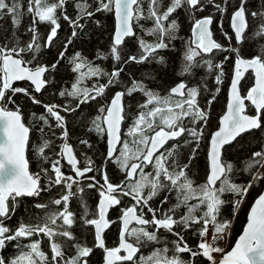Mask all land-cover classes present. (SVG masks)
<instances>
[{"label":"snow or ice","instance_id":"6c2138e0","mask_svg":"<svg viewBox=\"0 0 264 264\" xmlns=\"http://www.w3.org/2000/svg\"><path fill=\"white\" fill-rule=\"evenodd\" d=\"M66 3L67 0H57L55 3H48V0H30L27 8L33 17L32 24L28 28V31L32 33L30 42L26 48L0 47V250L6 246V241L30 238L40 234L48 237L51 248V260L40 250L37 241L30 245V251L22 253L11 261H6L0 256V264H89L88 257L94 249L103 251L104 264H137L136 254L140 250V243L145 240L158 242L159 237L156 233L161 229L176 237L172 242L175 253H189L192 258L200 256L205 258L208 264H217L214 254L224 251L217 245V242L226 238L231 227V220L222 218V208L231 203L233 214H235L248 195L249 189L255 183L264 182V173L259 171L252 175L246 183L233 182L230 176L234 171V165L222 159V149L225 145L232 143L243 133L255 129L264 131V11H249V0H238L228 16L232 35L228 32L222 33L230 44L233 40L236 43L231 47H225L214 39L211 28L214 22L213 16L209 14L198 17L197 13L203 12L207 6H211L223 16L230 6L229 0H220V2L217 0H171L170 6L163 13L159 11L160 0H150L148 15L154 20L155 27L149 30L148 34L157 36V40L155 43L138 41L140 55H130L128 61L143 63L157 50L167 49L169 45L165 42V38L176 39L175 33L179 31L180 25L173 19L170 27H166L164 21H167L177 9L186 8L192 17V38L184 53L185 63L179 74L190 73L193 67L199 64V61L194 63L198 56L210 55L214 50L229 53L230 55H226L225 59L234 58V75L230 85L231 102L227 105V114L220 121L221 127L210 138L208 154L210 164L206 181L196 187H193V181L186 173L188 164H184L178 169L173 166V170L170 171L167 158L173 155V150L166 149L165 152H160V149L164 148L169 140H178L179 137L187 133L195 144L190 159L195 157V152L203 137V129L196 125L206 123L208 120V111L202 109L198 104V87H189L185 81L181 80L169 90L168 96H160L145 88L142 81H133L132 86L126 92L121 91L115 94L107 108L103 106L98 108L99 115L93 120L94 128L89 130L107 135L109 138L107 158L110 162L115 160L121 171L125 173V180L113 184L106 171L101 172L103 183L97 181L94 175L87 177L92 181L88 187H98L100 196L97 210L92 218H89L87 203L82 201L84 224L91 226L94 230V244L90 247L86 243H76V238L70 231L74 223V213L69 210V204L71 198L76 194L72 191L73 184L79 183V181L75 180L73 176H66L61 171V159H66L76 177H84L86 173L92 172L93 162L89 159L83 168L77 167L79 161L72 147L67 143L68 132L64 117L60 114L61 105L43 104L33 95V93H40L49 83L44 78V74L55 70L59 60L65 58L67 47L72 43V39L67 40L63 46L64 50L59 53L57 62L50 67L37 65L32 68L28 66L30 61L20 58V54L25 51L35 54L41 50L42 46L38 43L39 33L35 27L37 23H47L51 26L43 46H52L60 28L58 22L60 17L57 16V11L62 10ZM76 7L78 9L77 19H72L66 14L63 15V19L73 28L72 38L76 37V30L83 27L79 23V19H85L94 14L88 11L90 5L87 3H78ZM21 8L19 0H14L12 4L6 3V0H0V19L6 13L11 14L13 24L19 25L22 16ZM261 8H264V4L261 5ZM96 11L114 12L115 14L117 24L110 53L114 61L120 62V49L125 38L136 36L135 23L143 17L141 0H99V7ZM217 23L222 29L223 24L219 21ZM249 50H252V55H243V52ZM33 59H35V55ZM70 62L74 64L72 69L74 72H79L86 66L78 53ZM203 62L209 70L213 68L211 59H205ZM159 63H165L163 57H160ZM88 67L89 75H107L109 79L106 84L99 85L94 89H81L78 84H74L71 91L59 93L62 97L65 95L76 97L78 99L77 107L103 96L106 87L119 83L120 73L123 71L122 68H117L111 73H104L99 68H92L91 65ZM215 68L220 70L215 78L219 85L222 83L224 75L223 65L217 64ZM249 69L255 73V84L245 96H242L239 92V82L243 73ZM15 81H29L33 86L32 92L25 88H13L12 84ZM137 91L143 92L147 96L148 105L155 106L146 114H141L129 132V135L134 137L140 133L133 140V144L137 145L135 151L130 148L128 143H123V150L118 152L116 146L121 144L119 132L124 107L122 98L126 94L131 95ZM9 92L11 95L7 94ZM16 93H23L33 104L40 105L45 109L47 117L40 115L39 119L49 128L52 127L49 124V118H52L55 121V126L61 129L64 143L58 154L60 159L54 160L50 165L54 175L48 176L47 168L42 169L41 172L47 176L49 188L62 185L65 194L52 201L57 206L63 204L61 211L49 214L42 224H21L13 231L4 225V219L10 218L11 212L15 210L16 198L39 196L42 191L46 190L41 185V172L32 174L28 170L29 164L25 158V147L28 142L29 129L22 122L19 107L16 110H11L6 106L15 104L13 96ZM245 101L250 102L254 107L256 115L245 114ZM145 106L142 105V107ZM62 110L68 112L76 109L64 106ZM158 114L160 125H156L155 118ZM186 119L189 120L192 127L184 125ZM154 125L158 130H154ZM145 129L152 131V135L145 136L143 134ZM81 143L91 146L87 140H82ZM49 146L50 141L45 140L43 145L38 148V155L45 162L48 160L45 150ZM175 147H179V145L173 146V148ZM130 160L137 162L129 164ZM147 165H152L154 173L144 172V167ZM257 165L264 168V151L253 152L245 170H252ZM128 181L133 182L128 183ZM218 181L219 187H217ZM146 187L148 191L145 194ZM164 189L176 192L177 203L158 217V210L149 206V201ZM77 191L82 193L83 188H79ZM226 193L231 194V200L222 198ZM121 197H130L135 203L131 207L121 209L119 243L116 247L108 248L105 245L104 233L115 221L109 219L107 213L112 207L121 205ZM190 200H196L198 203L189 204ZM165 202H167V198L162 201V203ZM181 206L187 207V214L175 218V209ZM36 207L45 206L37 204ZM138 208L140 209L139 213L137 212ZM145 208L152 214L151 219L144 218ZM200 208H203L202 213L199 216L195 215L194 213ZM58 220L61 221L59 225L57 224ZM133 220L140 227H130ZM150 224L155 226L154 232L148 231L145 227ZM177 228L192 229L197 234L198 243L195 248L189 247L184 235L181 231H177ZM57 236L73 242L74 255L70 257L65 255L66 250L55 240ZM128 237H133L134 241H129ZM162 251L167 253L168 249L164 248ZM122 252L123 255H121ZM155 255V264H195L194 259L185 261L179 255L169 258L162 255L160 251H157ZM219 264H264V193L258 196L251 208L247 226L239 238V242L232 251L223 256Z\"/></svg>","mask_w":264,"mask_h":264},{"label":"trees","instance_id":"16d2710c","mask_svg":"<svg viewBox=\"0 0 264 264\" xmlns=\"http://www.w3.org/2000/svg\"><path fill=\"white\" fill-rule=\"evenodd\" d=\"M14 0H6V3L12 4ZM57 0H48V3H55ZM220 2V0H217ZM22 5V16L19 25H14L11 14H4L0 19V47L12 48H26V45L30 42L32 33L28 31V28L32 24L33 17L27 11L30 0H19ZM87 3L90 5L88 11L94 14L91 17L85 19H79V23L83 25L82 28L77 29L76 37L72 38L71 33L73 28L70 24L63 19V15H68L72 19L78 18L77 4ZM230 6L227 13L221 16L211 6H207L205 11L197 13L198 17H203L211 14L214 18L212 31L214 33V39L224 45L225 47H231L236 42L233 40L231 44L222 34L228 32L232 35L229 27L228 16L232 12L238 0H229ZM171 0H160V13L166 11L170 6ZM264 4V0H249V11H264L261 5ZM99 7V0H67L66 5L62 10L57 11V16L60 17V28L57 31V36L54 38L51 47H45L44 42L50 31V25L47 23H37L35 25L39 33L38 43L42 46L39 53H32L25 51L20 54V58L25 61H30L29 67L34 68L37 65H48L49 67L56 63L59 53L64 50V45L68 39H72V43L68 45L66 56L64 59L59 60V63L55 70L46 72L45 79L49 81L45 88L40 93H33L36 98L43 102V104H57L61 105L60 114L64 117L65 126L68 132L67 143L72 147L77 160L79 161L78 167L83 168L86 162L90 159L93 164V171L88 172L83 179H77L71 166H68L64 159H61V170L66 176H73L79 183L73 184L72 191L76 194L71 198L69 204V210L74 213V223L70 231L75 236L76 243H86L88 246L94 244V230L91 226L84 224V212L82 207V201L87 203L89 218H92L93 214L97 210V206L100 200L98 187L89 188L88 184L92 183L87 177L95 176L97 181L103 183L101 179V172L106 171L110 181L113 184L121 183L125 180V173L121 171L119 166L113 159L111 162L107 158V135L97 134L93 129V120L99 115L98 108L103 106L105 108L111 102V99L117 92L124 91L132 86L133 81H142L145 88L157 93L160 96H168L170 89L175 87L181 80L185 81L189 87H198L199 96L197 98L198 104L202 109L208 111V120L206 123L198 124L196 127L203 129V137L200 140L199 148L195 152V157L192 156V149L195 147L192 138L185 133V135L170 142L162 152L166 149L173 150V155L167 158L169 170H173V166L178 169L184 164H188L186 173L193 181V187L199 186L206 181L209 164L208 153L209 143L212 134L218 130L221 117L225 114L227 100H228V88L232 79L234 71V58L225 59L226 55H230L224 51H213L210 55L198 56L195 61H199V64L191 70L190 73L180 75V71L185 61L183 56L187 50V45L191 37L192 17L189 15L186 8L177 9L176 12L169 16L167 21H164L166 27H170V23L173 19L180 25L179 31L175 33L176 39L165 38V42L168 43L167 49H159L157 52L152 53L148 60L143 63H135L128 61L130 55H140V48L138 41L144 40L148 43H155L157 36L149 35V30L155 27L154 20L149 17L150 0H141V8L143 11V17L139 19L134 26L136 32L135 37L128 38L121 46V60L116 62L113 60L110 47L113 41V35L115 31V18L114 12L96 11ZM223 24V28L219 27V24ZM255 23V22H254ZM258 50V49H257ZM79 54L84 64L86 65L79 72H74L72 69L74 64L70 61L74 58L75 54ZM35 55V59L33 56ZM243 55H252V50L243 52ZM160 57L165 60L164 64L159 63ZM205 59H211L213 68L208 69L204 64ZM222 64L224 75L222 77V83H216V76L219 74V69L215 68V65ZM99 68L104 73H111L117 68H122L120 73L119 83H115L106 87L103 96L97 98V100L90 101L88 103L80 104L77 107L78 99L72 96H60L61 91H71L74 84H78L81 89H94L99 85L107 83L109 77L107 75H89V67ZM253 86V76L248 74L241 85V91L245 96L248 90ZM28 89L32 92V86L26 82L17 83L13 86ZM11 95V93H7ZM15 104L6 105L11 110H16L19 107L24 124L30 130V139L28 143L27 158L29 162L30 171L32 174L41 172L42 169L47 168L48 176L54 175L51 170V163L60 159L59 152L63 146L64 140L62 138L61 129L55 126V121L49 118V124L51 128L43 121L39 119L40 115L47 113L45 109L33 104L31 100L23 93H16L13 96ZM147 96L140 91L133 92L131 95H125L123 97L124 104V122L122 126L121 144L117 151H122V144L128 143L130 148L135 151L137 145L133 144V140L136 139L140 133L136 134V137L129 135L133 125L138 120L141 114H146L155 105L147 104ZM175 99V97H174ZM211 101V103H209ZM142 105H146L142 107ZM64 106L69 108H75V111L64 112L62 109ZM248 115H256L254 107L247 103ZM156 125H160L159 114L155 118ZM154 125V130H158ZM186 127H192L189 120H184ZM162 126V125H161ZM143 127V126H142ZM143 134L145 136H151L152 131L145 129ZM45 140L50 141V146L45 150V155L48 157L47 162L43 161L40 155H38V148L43 145ZM82 140H87L88 145L82 144ZM179 147L173 148L175 145ZM255 151H264V131L258 129L252 132L246 133L238 138L234 143L230 144L223 150L222 159L232 163L234 165V171L230 176V179L239 184H243L249 181V178L257 171L264 173V168H260L257 165L252 170H245L248 162L252 158V153ZM131 155V153H130ZM159 155V154H158ZM137 161L130 160L129 164ZM145 173H154L152 165L144 167ZM139 179V176H137ZM133 181H128L132 183ZM41 185L45 187V191H42L39 196L33 197H21L16 198L15 210L11 212L10 218L4 219V225L15 231L21 224L36 225L42 224L45 218L52 213L59 212L63 209L62 205H55L52 203L55 199L61 198L65 194L64 187H48V179L41 172ZM219 187V182L217 183ZM83 188V192L80 193L77 189ZM264 189V182L255 183L254 186L249 189L248 195L244 198L238 211L233 214L232 204L229 203L222 208L221 215L224 219L231 220V245L233 247L235 241L243 233L245 225L247 223L248 214L258 196ZM148 188L144 189L145 194ZM167 198V202L162 201ZM223 199L231 200V194H225ZM121 205L113 208L109 214V219L115 221L111 228L105 234V245L108 248L116 247L119 243V235L121 231V209L131 207L134 205V201L130 197H121ZM11 203V200H10ZM177 203L176 192L162 190L158 196L149 201V206L158 210V217L162 216L164 212L168 211ZM198 201L190 200L189 204H196ZM37 204L44 205L45 207L38 208ZM203 211V208L197 210L194 214L199 216ZM140 212V209H137ZM187 214V207L181 206L175 209L174 217L179 218L182 215ZM145 219H151L152 214L144 209ZM61 221H57L59 225ZM132 227H140L134 225ZM148 231H155L154 225L145 226ZM229 229V230H230ZM181 231L184 235L189 247L195 248L198 243V236L192 230L176 229ZM159 237L158 242L142 241L139 245V253L136 256L137 264H155L156 253L160 251L162 255L172 257L173 255H179L182 260L195 261V264H208L205 258L197 256L192 258L189 253L177 254L174 251L173 241L176 239L171 233H168L161 229L156 233ZM129 241H134L133 237H128ZM56 242L60 243L66 250L65 255L70 257L75 254V247L73 242L68 241L66 238L55 237ZM39 242L40 250L43 251L51 260V248L50 242L47 236L40 234L38 236H32L30 238H20L19 240L6 241V246L0 250V256L6 261H11L17 258L24 252L30 251V245L34 242ZM167 248V253H163V249ZM151 257L152 259H148ZM89 264H103L104 253L100 249H94L93 253L88 257Z\"/></svg>","mask_w":264,"mask_h":264},{"label":"water","instance_id":"95a60500","mask_svg":"<svg viewBox=\"0 0 264 264\" xmlns=\"http://www.w3.org/2000/svg\"><path fill=\"white\" fill-rule=\"evenodd\" d=\"M114 18H115V14H114ZM116 24H117V22H116V19H115V29H116ZM213 26V25H212ZM212 26H211V28H212ZM115 32V31H114ZM114 36V35H113ZM130 38V37H129ZM128 38H125V41L127 40ZM215 51V50H214ZM248 74H252V76H253V86H254V84H255V73L251 70V69H249L248 71H246V72H244L243 73V77H242V79L240 80V82H239V92H240V94L243 96V94H242V91H241V85H242V83H243V81L245 80V78H246V76L248 75ZM45 75H46V73L44 74V78H45ZM233 75H234V71H233ZM233 75H232V78H233ZM24 82H26V83H28V84H30L31 85V83L29 82V81H15L13 84H12V87L15 85V84H17V83H24ZM231 82H232V79H231ZM231 82H230V85H231ZM32 86V85H31ZM33 87V86H32ZM43 90V89H42ZM41 90V91H42ZM231 102V93H230V86H229V88H228V100H227V105L229 104ZM247 103H250V102H248V101H245V104H246V111H245V114H247L246 112H247ZM122 104H123V98H122ZM123 106H124V104H123ZM227 114V106H226V111H225V114L224 115H226ZM257 114V113H256ZM223 115V116H224ZM248 115V114H247ZM222 116V117H223ZM249 116H251V115H249ZM122 120H121V123H120V132H119V136H120V140L122 139L121 138V134H122V126H123V122H124V107H123V113H122ZM222 117H221V119H220V121L222 120ZM22 122H23V119H22ZM24 123V122H23ZM25 125V124H24ZM26 126V125H25ZM27 127V126H26ZM221 127V123H219V128ZM219 128H218V130H219ZM29 129V128H28ZM217 130V131H218ZM255 130H258V129H255ZM252 131H254V130H252ZM252 131H249V132H252ZM216 132V131H215ZM214 132V133H215ZM249 132H246V133H249ZM213 133V134H214ZM246 133H243L242 135H244V134H246ZM212 134V135H213ZM241 135V136H242ZM241 136H239V137H237L236 138V140L238 139V138H240ZM29 139H30V130H29V133H28V142H27V144H26V147H25V158L27 159V161H28V158H27V150H28V143H29ZM108 140H109V138L107 137V152H108V148H109V143H108ZM236 140H234V141H232V143H234ZM172 141H174V140H169L165 145H164V148L170 143V142H172ZM232 143H230V144H232ZM230 144H228V145H225L224 146V148L222 149V156H223V150L227 147V146H229ZM119 146H120V144H118L116 147H117V149L119 148ZM164 148H162V149H160V152H162V150L164 149ZM209 150H210V143H209ZM75 154V153H74ZM159 153H157V155H158ZM209 154V153H208ZM76 156V155H75ZM64 162L67 164V161H66V159H64ZM28 164H29V162H28ZM208 164H210V161H209V156H208ZM68 165V164H67ZM69 166V165H68ZM77 167H78V165H77ZM28 170H29V172L31 173V171H30V167L28 168ZM86 175H87V173H86ZM85 175V176H86ZM84 176V177H85ZM84 177H76L77 179H83ZM219 182V181H218ZM217 182V183H218ZM262 193H264V189H263V191H262ZM23 197H28V196H23ZM33 197V196H32ZM18 198H21V197H18ZM11 200V199H10ZM254 204H255V202H254ZM254 204H253V206H254ZM252 206V207H253ZM117 206H114V207H112L111 209H109V211H108V213H107V216H108V218H109V214H110V212H111V210L113 209V208H116ZM251 207V208H252ZM250 212H251V209H250V211H249V214H248V217H249V215H250ZM247 223H248V219H247ZM247 223H246V225H245V228H246V226H247ZM134 225H137L136 223H135V221L133 220V221H131V223H130V227H132V226H134ZM112 226V225H111ZM111 226L108 228V229H106L105 230V233H104V236H105V234L108 232V230L111 228ZM245 228H244V230H245ZM244 230H243V232H244ZM243 235V233L240 235V237ZM239 237V238H240ZM239 238L235 241V243H234V245H233V247L228 251V252H230V251H232L233 250V248L235 247V245L239 242ZM227 252V253H228ZM139 253V252H138ZM138 253L136 254V256L138 255ZM226 253V254H227ZM124 253L122 252L121 253V255H123ZM225 254V255H226ZM223 258V257H222ZM222 260V259H221ZM103 264H104V262H103Z\"/></svg>","mask_w":264,"mask_h":264},{"label":"built area","instance_id":"2783aa9c","mask_svg":"<svg viewBox=\"0 0 264 264\" xmlns=\"http://www.w3.org/2000/svg\"><path fill=\"white\" fill-rule=\"evenodd\" d=\"M144 217H145V215H144ZM231 233H232V229L228 230L226 238L217 242V245L220 246V247H222L223 250H224L223 253H215L214 254L217 263L220 262V260L222 259V257L230 249V245H231ZM225 240H226V242H225Z\"/></svg>","mask_w":264,"mask_h":264},{"label":"rangeland","instance_id":"374dc122","mask_svg":"<svg viewBox=\"0 0 264 264\" xmlns=\"http://www.w3.org/2000/svg\"><path fill=\"white\" fill-rule=\"evenodd\" d=\"M227 240V239H226ZM226 240H225V242H226Z\"/></svg>","mask_w":264,"mask_h":264}]
</instances>
